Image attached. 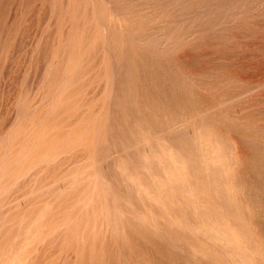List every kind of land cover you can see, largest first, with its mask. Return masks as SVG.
<instances>
[{
	"label": "rangeland",
	"instance_id": "1",
	"mask_svg": "<svg viewBox=\"0 0 264 264\" xmlns=\"http://www.w3.org/2000/svg\"><path fill=\"white\" fill-rule=\"evenodd\" d=\"M152 1L0 0V264H264V0Z\"/></svg>",
	"mask_w": 264,
	"mask_h": 264
},
{
	"label": "bare ground",
	"instance_id": "2",
	"mask_svg": "<svg viewBox=\"0 0 264 264\" xmlns=\"http://www.w3.org/2000/svg\"><path fill=\"white\" fill-rule=\"evenodd\" d=\"M94 1V0H93ZM127 1V0H126ZM136 1V0H135ZM148 1V0H147ZM158 1V0H157ZM162 1V0H161ZM170 1H172V0H170ZM180 1V0H179ZM186 1H188V0H186ZM194 1V0H193ZM198 1V0H197ZM206 1H210V0H206ZM213 1V0H212ZM215 1V0H214ZM228 1V0H227ZM226 1V2H227ZM242 1V0H241ZM240 1V2H241ZM243 1H245V0H243ZM248 1H250V0H248ZM252 1V0H251ZM259 1V0H258ZM110 2V1H109ZM108 2V3H109ZM130 2V1H129ZM152 2H155V0H153ZM159 2H160V0H159ZM163 2L166 4L167 2H165L164 0H163ZM181 2V1H180ZM194 2H196V1H194ZM200 2V1H199ZM224 2V1H223ZM247 2V1H246ZM114 3V2H113ZM141 3V2H140ZM143 3H147V2H143ZM161 3V2H160ZM163 3V4H164ZM169 3V2H168ZM173 3V2H172ZM171 3V4H172ZM182 3V2H181ZM185 3V2H184ZM197 3V2H196ZM195 3V4H196ZM210 3V2H209ZM215 3V2H214ZM213 3V4H214ZM219 3H220V0H219ZM228 3H229V1H228ZM233 4H235L234 2H232ZM250 3V2H249ZM251 3H253V2H251ZM264 3V2H263ZM120 4V3H119ZM148 4V3H147ZM150 4H152L151 2H150ZM149 4V5H150ZM157 4V3H156ZM190 4V3H189ZM202 4V3H201ZM204 4H206V2L204 3ZM212 4V3H211ZM211 4H209V6L211 5ZM222 4H224V3H222ZM221 3L220 4H216L217 6H219V5H222ZM232 4V5H233ZM247 4V3H246ZM256 4V3H255ZM115 5V4H114ZM141 5V4H140ZM168 5V4H167ZM173 5V4H172ZM177 5V4H176ZM183 5V4H182ZM198 5V4H197ZM196 5V6H197ZM227 5V4H226ZM225 5V7H228L229 5H227L226 6ZM238 5V4H237ZM250 5V4H249ZM78 6V5H77ZM85 6H87L86 5V3H85ZM95 6V5H94ZM109 6H110V4H109ZM174 6V5H173ZM205 6V5H204ZM206 6H207V4H206ZM213 6V5H212ZM215 6V5H214ZM230 6H231V4H230ZM230 6L228 7V9L230 8ZM234 6V5H233ZM240 6H241V4H240ZM243 6V5H242ZM241 6V7H242ZM251 6H255V5H252L251 4ZM112 7V6H111ZM116 7V6H115ZM141 7H143V6H141ZM165 7H166V5H165ZM177 7V6H176ZM184 6H182V8H183ZM186 7V6H185ZM208 7V6H207ZM206 7V8H207ZM216 7V6H215ZM221 7V6H220ZM223 7V8H222ZM221 8L222 9H224V5L222 6ZM113 8V7H112ZM111 8V9H112ZM158 8V7H157ZM190 8V7H189ZM198 7H196V9H197ZM205 7H203V9H204ZM234 9H235V7H233ZM232 8V9H233ZM237 8V7H236ZM240 8V7H239ZM238 8V9H239ZM118 9V8H117ZM166 9V8H165ZM172 9V8H171ZM176 9V8H175ZM186 9V8H185ZM195 9V10H196ZM200 10L202 9V7H200L199 8ZM198 9V10H199ZM211 9V8H210ZM227 9V10H228ZM231 9V8H230ZM229 9V10H230ZM245 8H243V10H244ZM187 10H189V9H187ZM194 9H193V13H194V11H195ZM198 10H196L197 12H198ZM206 11L208 10V9H205ZM215 9L213 8L212 9V11H214ZM217 10H218V8H217ZM221 10V9H220ZM241 10V9H240ZM247 10V9H246ZM91 11V10H90ZM95 11V10H94ZM118 11V10H117ZM157 11V10H156ZM161 11V10H160ZM202 11V10H201ZM204 11V10H203ZM203 11H202V13H203ZM206 11H204V14L206 15ZM210 11V10H209ZM216 11V10H215ZM224 11H225V9H224ZM233 11V10H232ZM236 11V10H235ZM134 12V11H133ZM186 12H188V11H186ZM200 12V11H199ZM218 12H219V10H218ZM227 12V11H226ZM243 12V11H242ZM61 13V12H60ZM116 13V12H115ZM130 13V12H129ZM143 13V12H142ZM171 13V12H170ZM173 13V12H172ZM171 13V14H172ZM183 13V12H182ZM213 12H210V14H208V12H207V15H209V17H210V15L212 14ZM220 13V12H219ZM223 13V12H222ZM221 13V14H222ZM228 13H232V12H228ZM234 13V12H233ZM233 13H232V15H233ZM240 13V12H239ZM95 14H97V13H95ZM108 14V13H107ZM148 14V13H147ZM154 14V13H153ZM184 14V13H183ZM186 14V13H185ZM191 14H192V12H191ZM196 14V13H195ZM200 14V13H199ZM204 14H202V16L204 15ZM216 14H218V13H216ZM226 14V13H225ZM116 15V14H115ZM124 15V14H123ZM131 15V14H130ZM139 15V14H138ZM166 15V14H165ZM206 15V16H207ZM214 16H215V13L213 14ZM223 15V14H222ZM222 15H221V17H222ZM227 15V14H226ZM231 15V14H230ZM229 15V16H230ZM231 15V16H232ZM120 16V15H119ZM118 16V17H119ZM146 16V15H145ZM155 16V15H154ZM162 16H164L163 14H162ZM170 16V15H169ZM176 16V15H175ZM183 16V15H182ZM194 17H196V15H193ZM193 16H191L190 18H192ZM200 17H201V14L199 15ZM199 16H198V19H199ZM97 17V16H96ZM121 17V16H120ZM119 17V18H120ZM151 17V16H150ZM179 17V16H178ZM183 17H185V16H183ZM204 17V16H203ZM216 17H217V15H216ZM220 17V19H222V18H224V15H223V17L221 18ZM228 17V16H227ZM118 18V19H119ZM146 18H148V17H146ZM162 18V17H161ZM187 18H188V16H187ZM205 18H207V17H205ZM204 18V19H205ZM83 19V18H82ZM96 19H98V18H96ZM103 19V18H102ZM113 19V18H112ZM125 19V18H124ZM139 19L141 20V18L139 17ZM138 19V20H139ZM152 19H153V17H152ZM179 19V18H178ZM189 19V18H188ZM225 19H226V17H225ZM224 19V20H225ZM228 19H229V17H228ZM135 20V19H134ZM139 20V21H140ZM155 20V19H154ZM153 20V21H154ZM170 20V19H169ZM197 20V19H196ZM200 20L202 21V19L200 18L198 21L200 22ZM206 20V19H205ZM211 20H212V18H211ZM97 21H99V20H97ZM102 20H100L99 21V23L101 22ZM120 21V20H119ZM125 21H126V19H125ZM128 21V20H127ZM156 21V20H155ZM175 21V20H174ZM189 21V20H188ZM192 21V20H191ZM208 21H210V19L208 20ZM215 21V20H214ZM217 21V20H216ZM226 21H227V19H226ZM133 22V21H132ZM142 22V21H141ZM212 23H213V20L211 21ZM218 22H219V20H218ZM223 22V21H222ZM221 22V23H222ZM102 23V22H101ZM104 23V22H103ZM129 23V22H128ZM137 23V22H136ZM147 23V22H146ZM170 23V22H169ZM190 23H194L193 21L192 22H190ZM205 23V22H204ZM212 23H210V24H212ZM220 23V24H221ZM155 24V23H154ZM177 24V23H176ZM199 24V23H198ZM214 24V23H213ZM226 24V23H225ZM107 25H108V22H107ZM129 25V24H128ZM145 25V24H144ZM151 25V24H150ZM161 25H163V24H161ZM160 25V26H161ZM174 25V24H173ZM187 25V24H186ZM185 25V26H186ZM191 25V24H190ZM189 25V26H190ZM193 25H195V24H193ZM202 25H204V24H202ZM202 25H199V26H202ZM208 25V24H207ZM219 25V24H218ZM101 26H103V24L101 25ZM106 26V25H105ZM177 26V25H176ZM184 26V25H183ZM197 26V25H196ZM209 26V25H208ZM212 26H216V23H215V25H212ZM221 26V25H220ZM223 26V25H222ZM171 27V26H170ZM172 27H174V26H172ZM217 27V26H216ZM215 27V28H216ZM219 27V26H218ZM107 28V27H106ZM127 28H128V26H127ZM155 28H157L156 26H155ZM184 28V27H183ZM182 28V29H183ZM193 32H192V34L194 33V30H195V26H193ZM211 28V27H210ZM214 28V29H215ZM226 28V27H225ZM132 29V28H131ZM151 29V28H150ZM162 29H163V27H162ZM166 29V28H165ZM185 29V28H184ZM183 29V30H184ZM188 29V28H187ZM189 29H192V28H189ZM197 29V28H196ZM219 29V28H218ZM221 29V28H220ZM104 30H105V28H104ZM146 30H149V28L147 29L146 28ZM166 30H168V28L166 29ZM164 31V32H167V31ZM186 30V29H185ZM188 31V30H187ZM202 31V30H201ZM210 31H211V29H210ZM132 32V31H131ZM140 33L142 32V31H139ZM152 31H150V34H149V36L151 35V34H153V32L151 33ZM154 32H156V31H154ZM159 32V31H158ZM158 32H157V34H158ZM163 33V32H162ZM187 33V32H186ZM186 33H184V34H186ZM128 34H130V33H128ZM133 34V33H132ZM132 34H130V35H132ZM137 34V33H136ZM147 34V33H146ZM165 34V33H164ZM163 34V36H165ZM173 34V33H172ZM188 34V33H187ZM186 34V35H187ZM212 34V33H211ZM107 35V34H106ZM142 36V35H141ZM167 36V35H166ZM171 36H173L174 37V35H171ZM179 36V35H178ZM177 36V37H178ZM185 36V35H184ZM211 36V35H210ZM110 37V36H109ZM137 37V36H136ZM148 37V36H147ZM151 37V36H150ZM129 38H133V37H129ZM140 38V37H139ZM161 38V37H160ZM170 37H169V35H168V39H169ZM180 38V37H179ZM195 38V37H194ZM124 39H125V37H124ZM142 39V38H141ZM148 39V38H147ZM150 39V38H149ZM148 39V40H149ZM155 40H158V39H156V38H154ZM164 39V38H163ZM175 39V38H174ZM126 40V39H125ZM145 40H146V37H145ZM145 40L143 41V46L142 47H144V42H145ZM150 40H152V39H150ZM155 40H154V43H155ZM161 41H162V38L160 39ZM159 40V41H160ZM170 40V39H169ZM177 40V39H176ZM179 40V39H178ZM135 41H137V39L135 40ZM135 41L133 42V43H135ZM138 41H140V40H138ZM137 41V42H138ZM165 41V40H164ZM174 41V40H173ZM80 42V41H79ZM105 43H107L106 41H104ZM128 42H129V40H128ZM142 42V41H141ZM146 42H149V41H146ZM153 42V41H152ZM172 42V41H171ZM150 44H151V41L149 42ZM162 43H163V41H162ZM162 43H161V45H162ZM140 44V43H139ZM148 44V43H147ZM174 44V43H173ZM156 45H158V43L156 42ZM159 45H160V43H159ZM158 45V46H159ZM160 45V46H161ZM166 45V44H165ZM171 45V44H170ZM177 45V44H176ZM175 45V46H176ZM139 46V45H138ZM154 46H155V44H154ZM173 46V45H172ZM105 47L107 48V46L105 45ZM150 47V46H149ZM112 48H113V46L111 47V50H112ZM145 48V47H144ZM151 48V47H150ZM155 49H156V46L154 47ZM167 48V47H166ZM169 48V47H168ZM174 48V47H173ZM108 49V48H107ZM158 50H159V47H158ZM169 50H171L170 48L168 49V51ZM109 51V50H108ZM147 51V50H146ZM154 51V50H153ZM165 51V50H164ZM110 53L112 52V51H109ZM155 52V51H154ZM156 52H157V50H156ZM162 52V51H161ZM113 53V52H112ZM148 53H150V51L148 52ZM158 54H159V51H158ZM112 55V54H111ZM151 55V54H150ZM157 55V54H156ZM160 55V54H159ZM69 57H70V55H69ZM112 57H113V55H112ZM150 57V56H149ZM70 59V58H69ZM166 59H168L167 57H166ZM113 63V62H112ZM108 64V63H107ZM114 64H115V61H114ZM117 64V63H116ZM128 65V64H127ZM130 65V64H129ZM80 66V65H79ZM116 66H114V68H115ZM106 68H107V66H106ZM117 68V67H116ZM115 68V69H116ZM121 67L119 66V69H120ZM76 70V69H75ZM74 70V71H75ZM66 71V70H65ZM116 71V70H115ZM113 73H114V70H113ZM116 73V72H115ZM181 75V74H180ZM112 76H113V74H112ZM115 76V75H114ZM113 76V77H114ZM108 78V77H107ZM65 81V80H64ZM112 81H116V80H114V79H112ZM64 83V82H63ZM108 83V82H107ZM108 85V84H107ZM60 86V85H59ZM116 85H115V83H114V88H116L115 87ZM171 86V85H170ZM195 86V85H194ZM61 87H63L62 85H61ZM58 88H60V87H58ZM254 90V89H253ZM246 91V90H245ZM255 91V90H254ZM253 91V92H254ZM114 93H115V91H113ZM210 92V91H209ZM246 93V92H245ZM250 93H251V91H250ZM56 94V93H55ZM214 94V93H213ZM112 99V98H111ZM233 99H234V97H233ZM241 99V98H240ZM43 100V99H42ZM108 100V99H107ZM216 100V99H215ZM238 100V99H237ZM113 101V100H112ZM237 102V101H236ZM41 103V102H40ZM112 103V102H111ZM227 103V102H226ZM157 104V103H156ZM223 105V104H222ZM216 108V107H215ZM51 110V109H50ZM211 110V109H210ZM219 110H220V108H219ZM22 111V110H21ZM19 113V112H18ZM50 113V112H49ZM48 113V114H49ZM199 115V114H198ZM203 115V114H202ZM24 116V115H23ZM222 116V115H221ZM133 117V116H132ZM110 119V118H109ZM186 124V123H185ZM15 125V124H14ZM110 125V124H109ZM181 125V124H180ZM241 125V124H240ZM99 126H101V125H99ZM98 126V127H99ZM142 126V125H141ZM109 127V126H108ZM103 128V127H102ZM176 128V127H175ZM179 128V127H178ZM170 129V128H169ZM174 129V128H173ZM253 129V128H252ZM112 130V129H111ZM171 130V129H170ZM96 131V130H95ZM169 131V130H168ZM264 131V130H263ZM134 132V131H133ZM165 132H167V131H165ZM185 132V131H184ZM103 133V132H102ZM164 133V132H163ZM162 133V134H163ZM12 135H13V133H12ZM11 135V136H12ZM139 135V134H138ZM142 135V134H141ZM11 136H9V137H11ZM150 137V136H149ZM9 139V138H8ZM13 139V138H12ZM127 139V138H126ZM100 140V139H99ZM143 140V139H142ZM141 140V141H142ZM164 140V139H163ZM128 141V140H127ZM150 141V140H149ZM158 141V140H157ZM100 142V141H99ZM190 142V144H191V142L192 141H189ZM35 143V142H34ZM144 143V142H143ZM159 143V142H158ZM199 143L201 144V145H203V148L204 149H209V150H207V153L205 154L206 156H207V159H210V160H213L214 158H216V156H215V154L213 153V151L215 150V147H210L209 148V146L207 147L206 146V142L203 140V139H201V137H199ZM99 144V143H98ZM116 144V143H115ZM139 144V143H138ZM205 145V146H204ZM1 146V145H0ZM191 146H193V145H191ZM100 147V146H99ZM171 147V146H170ZM195 147V146H194ZM109 148V147H108ZM139 148V147H138ZM137 148V149H138ZM115 149V148H114ZM182 149V148H181ZM197 148H195V150H196ZM200 149V148H199ZM116 150V149H115ZM118 150V149H117ZM169 150V149H168ZM171 150H172V148H171ZM1 151V150H0ZM155 151V150H154ZM173 151V150H172ZM199 151V150H198ZM210 151V152H209ZM11 152V151H10ZM21 152V151H20ZM23 152V151H22ZM56 152V151H55ZM97 152V151H96ZM170 153V152H169ZM181 153V152H180ZM204 153V152H203ZM203 153H202V156H203ZM120 154V153H119ZM129 154V153H128ZM153 154V153H152ZM155 155V154H154ZM162 155H164V154H162ZM171 155V154H170ZM188 155V154H187ZM4 156V155H3ZM148 156V155H147ZM157 156V155H156ZM173 156V155H172ZM158 157V156H157ZM162 157V156H161ZM169 157V156H168ZM107 158V157H106ZM146 158H148V157H146ZM155 158V157H154ZM167 158V157H166ZM181 158H182V156H181ZM180 157L179 158H176L175 159V163L177 162V161H179L180 162V164H181V167H182V169L181 170H183L184 172L186 171H188V173H190V175H196V172L195 171H192V170H187L186 169V167H184V166H187V164H188V162H183V160L181 159ZM187 158V157H186ZM192 158V157H191ZM50 159V158H49ZM88 159V158H87ZM8 160V159H7ZM19 160V159H18ZM56 160V159H55ZM97 160V159H96ZM105 160V159H104ZM171 160V159H170ZM192 160V159H191ZM10 161H12V160H10ZM20 161V160H19ZM45 161H47V160H45ZM133 161V160H132ZM146 161V163H147V160H145ZM160 161V160H159ZM161 161H162V159H161ZM203 161V160H202ZM4 162V161H3ZM151 162V161H150ZM44 163V162H43ZM126 163V162H125ZM130 163V162H129ZM128 163V164H129ZM162 163V162H161ZM3 164V163H2ZM14 164V163H13ZM132 164V163H131ZM5 164H3V166H4ZM183 165V166H182ZM128 166V165H127ZM147 166V165H146ZM176 166H179V165H177V163H176ZM149 167H150V164H149ZM163 167V166H162ZM105 168H106V166H105ZM165 168V167H164ZM179 168V167H178ZM133 169V168H132ZM141 169V168H140ZM148 169V168H147ZM219 168L216 166V165H213V168L212 167H209V171L212 173V175H213V178H216V173H217V171H219L218 170ZM128 170V169H127ZM165 170V169H164ZM222 170V169H221ZM150 171V173H151V170H149ZM182 171V173L184 174V172ZM103 172V171H102ZM128 172V171H127ZM186 172H185V174H186ZM57 173V172H56ZM104 173H105V171H104ZM106 173H107V171H106ZM108 173H109V171H108ZM139 173V172H138ZM58 174V173H57ZM126 174V173H125ZM128 174V173H127ZM104 175V174H103ZM103 175H101V176H103ZM153 175V174H152ZM230 175V174H229ZM138 176V175H137ZM104 178H105V176H103ZM129 177V176H128ZM130 178V177H129ZM138 178V177H137ZM154 178V177H153ZM28 179V178H27ZM59 179V178H58ZM132 180V179H131ZM158 180V179H157ZM135 182V181H134ZM137 182V181H136ZM73 183V182H72ZM107 183V182H106ZM141 183V182H140ZM104 184V183H103ZM34 185V184H33ZM108 185V187H109V184H107ZM158 185V184H157ZM159 186V185H158ZM215 186V185H214ZM75 187V186H74ZM104 187V186H103ZM167 187V186H166ZM160 188V187H159ZM165 188V187H164ZM163 188V189H164ZM256 188V187H255ZM10 189V188H9ZM9 189H8V191H9ZM134 189H136V188H134ZM138 189V188H137ZM186 189V188H185ZM262 189V188H261ZM106 190H107V188H106ZM111 190H113V189H111ZM140 190V189H139ZM171 190V189H170ZM168 191V190H167ZM173 191V190H172ZM189 191V190H188ZM214 191H219V188L218 187H215L214 188ZM7 192V191H6ZM105 192V191H104ZM169 192V191H168ZM263 192V191H262ZM109 194H110V192H108ZM129 193V192H128ZM148 193V192H147ZM139 194H140V192H139ZM171 194H172V192H171ZM193 194V193H192ZM1 195V194H0ZM96 195H98V194H96ZM107 196V195H106ZM179 196V195H178ZM194 197V196H193ZM113 198V197H112ZM196 200V199H195ZM198 200V199H197ZM101 201V200H100ZM157 202H159V201H157ZM115 203V202H114ZM199 203V202H198ZM118 204V203H117ZM103 205V204H102ZM115 205H116V203H115ZM167 205V204H166ZM185 205V204H184ZM198 206V205H197ZM134 207V206H133ZM112 208V207H111ZM118 208V207H117ZM113 209V208H112ZM121 209V208H120ZM149 209V208H148ZM211 209V208H210ZM115 210H117L116 208H115ZM114 210V211H115ZM213 211V210H212ZM117 212H119V211H117ZM116 212V213H117ZM120 212H123V211H120ZM119 212V213H120ZM214 212V211H213ZM124 213H126V212H124ZM118 216V215H117ZM125 216V215H124ZM132 216V215H131ZM144 216V215H143ZM195 216V215H194ZM3 217V216H2ZM134 217V216H133ZM110 218V217H109ZM117 218V217H116ZM154 219V218H153ZM192 219V218H191ZM118 220V219H117ZM179 220V219H178ZM123 221V220H122ZM142 221V220H141ZM231 221L233 222V219L232 220H230V217L228 218V221L227 222H224L221 218H220V216H217V218H215V219H209L207 222H206V224H205V230H206V234H208L211 238H214V239H223V241L225 240L228 244H230V245H233L234 247H236V231L231 227ZM176 222V221H175ZM182 222V221H181ZM235 222V221H234ZM152 223V222H151ZM236 223V222H235ZM155 224H157V223H155ZM197 224V223H196ZM229 224V225H228ZM149 225V224H148ZM124 226V225H123ZM198 226V225H197ZM179 228V227H178ZM198 228V227H197ZM163 229V228H162ZM172 232V231H171ZM170 233V232H169ZM196 234H197V231H196ZM201 236V235H200ZM204 236V235H203ZM58 239V238H57ZM62 238H60V240H61ZM66 239V238H65ZM198 239H200V238H198ZM118 240V239H117ZM174 240V239H173ZM64 241V240H63ZM215 242H216V240H214ZM218 242V241H217ZM226 242H224L225 244H226ZM177 243V242H176ZM175 243V244H176ZM185 244V243H184ZM219 244H220V242H219ZM168 245V244H167ZM179 245V244H178ZM23 246V245H22ZM21 246V247H22ZM223 247V246H222ZM245 245L243 246L241 243H239V248H240V250H241V252L240 253H242V256H243V259L245 260V261H248V260H250V258H249V254L245 251ZM182 248V247H181ZM224 248V247H223ZM236 248H238V247H236ZM219 250H220V248H218ZM224 249H226V247L224 248ZM21 250V249H20ZM227 250V249H226ZM23 251V250H22ZM228 251V250H227ZM176 252V251H175ZM182 252V251H181ZM221 252V251H220ZM232 252V251H231ZM178 253H180V252H178ZM186 253V252H185ZM226 253V252H225ZM183 254V253H182ZM224 256H226V254H224V253H222ZM184 256H186V255H184ZM188 257V256H187ZM189 258V257H188ZM197 258V257H196ZM249 258V259H248ZM242 259V258H241ZM189 260V259H188ZM191 260V259H190ZM199 260V259H198ZM242 261V260H241ZM244 261V262H245ZM192 263H193V261H191ZM232 262V261H231ZM194 263H196V262H194ZM208 263V262H207ZM236 263V262H235ZM8 264V263H7ZM199 264V263H198ZM242 264H244V263H242Z\"/></svg>",
	"mask_w": 264,
	"mask_h": 264
}]
</instances>
